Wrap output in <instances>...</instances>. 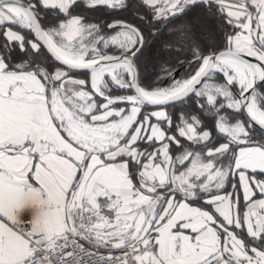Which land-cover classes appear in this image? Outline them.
I'll return each instance as SVG.
<instances>
[{
  "label": "snow or ice",
  "instance_id": "snow-or-ice-1",
  "mask_svg": "<svg viewBox=\"0 0 264 264\" xmlns=\"http://www.w3.org/2000/svg\"><path fill=\"white\" fill-rule=\"evenodd\" d=\"M0 264H264V0H0Z\"/></svg>",
  "mask_w": 264,
  "mask_h": 264
}]
</instances>
